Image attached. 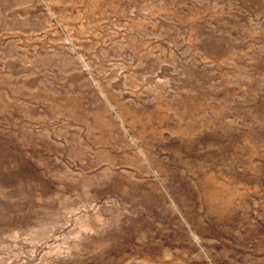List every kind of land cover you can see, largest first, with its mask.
Here are the masks:
<instances>
[{"label": "rangeland", "instance_id": "rangeland-1", "mask_svg": "<svg viewBox=\"0 0 264 264\" xmlns=\"http://www.w3.org/2000/svg\"><path fill=\"white\" fill-rule=\"evenodd\" d=\"M0 264H264V0H0Z\"/></svg>", "mask_w": 264, "mask_h": 264}]
</instances>
